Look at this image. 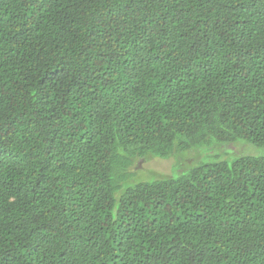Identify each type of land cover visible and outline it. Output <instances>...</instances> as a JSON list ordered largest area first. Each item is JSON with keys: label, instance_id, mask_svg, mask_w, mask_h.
Returning a JSON list of instances; mask_svg holds the SVG:
<instances>
[{"label": "trees", "instance_id": "obj_1", "mask_svg": "<svg viewBox=\"0 0 264 264\" xmlns=\"http://www.w3.org/2000/svg\"><path fill=\"white\" fill-rule=\"evenodd\" d=\"M212 139L264 147V0H0V264H264V155L184 171Z\"/></svg>", "mask_w": 264, "mask_h": 264}, {"label": "rangeland", "instance_id": "obj_2", "mask_svg": "<svg viewBox=\"0 0 264 264\" xmlns=\"http://www.w3.org/2000/svg\"><path fill=\"white\" fill-rule=\"evenodd\" d=\"M191 151L181 152V155H179L178 161L181 163V168H183L184 171L203 160H226L232 163V161L241 156L264 155V147L256 146L245 139H239L230 143H222L212 139L205 143L200 150ZM171 162L172 160L167 161L166 159L149 160L143 165L145 169L140 170L135 176L127 180L126 184L140 181H152L158 177L157 173H166L169 171ZM171 174L175 173L171 171L170 175Z\"/></svg>", "mask_w": 264, "mask_h": 264}]
</instances>
